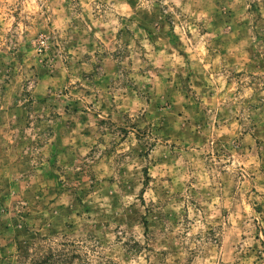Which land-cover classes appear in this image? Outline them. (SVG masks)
Wrapping results in <instances>:
<instances>
[{"label": "rangeland", "instance_id": "374dc122", "mask_svg": "<svg viewBox=\"0 0 264 264\" xmlns=\"http://www.w3.org/2000/svg\"><path fill=\"white\" fill-rule=\"evenodd\" d=\"M0 264H264V0H0Z\"/></svg>", "mask_w": 264, "mask_h": 264}]
</instances>
